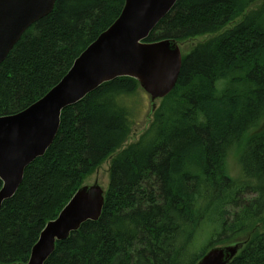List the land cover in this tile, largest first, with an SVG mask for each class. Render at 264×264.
Wrapping results in <instances>:
<instances>
[{"label": "trees", "instance_id": "trees-1", "mask_svg": "<svg viewBox=\"0 0 264 264\" xmlns=\"http://www.w3.org/2000/svg\"><path fill=\"white\" fill-rule=\"evenodd\" d=\"M124 2L56 0L0 64V117L57 85ZM200 36L209 39L182 54L176 86L135 139L143 92L134 79L104 83L62 110L53 143L0 208V264L27 263L46 224L107 161L99 219L56 242L44 264H196L238 242L228 264H264V0H177L144 42L181 47ZM236 148L238 180L226 173ZM206 224L214 236L197 256L191 247Z\"/></svg>", "mask_w": 264, "mask_h": 264}, {"label": "water", "instance_id": "water-1", "mask_svg": "<svg viewBox=\"0 0 264 264\" xmlns=\"http://www.w3.org/2000/svg\"><path fill=\"white\" fill-rule=\"evenodd\" d=\"M177 0H125L115 22L74 61L71 69L40 100L23 111L0 117V207L22 183L25 168L44 156L53 143L63 109L81 101L104 83L134 79L150 98L151 117L157 100L176 86L182 64L173 39L145 43ZM56 0H0V64L34 23L50 14ZM105 190L95 181L72 196L56 220L46 224L25 264H44L57 241L66 240L87 221H97ZM244 242L210 249L196 264H228Z\"/></svg>", "mask_w": 264, "mask_h": 264}, {"label": "rangeland", "instance_id": "rangeland-1", "mask_svg": "<svg viewBox=\"0 0 264 264\" xmlns=\"http://www.w3.org/2000/svg\"><path fill=\"white\" fill-rule=\"evenodd\" d=\"M255 4L251 10H255L257 7ZM259 6V5H258ZM241 18H238L230 26L237 24ZM209 39V36H200L193 40H190L181 46V52L183 55L187 54L196 44L203 42ZM143 92V91H142ZM143 106L141 108V116L134 121L133 132L130 138L135 139L137 134H139L143 129L147 127L151 121L152 116L150 117V98L145 92H143ZM160 104V100L156 101L157 107ZM239 148L233 149L226 160V173L227 175L234 179L238 180L240 178V165H239ZM97 182L99 186L106 190L108 186V162L103 163L96 171L91 174L87 179H85L83 185H93L94 182ZM213 229L211 225H204L196 236V239L191 247V253L195 255H200L204 252L208 242L213 238Z\"/></svg>", "mask_w": 264, "mask_h": 264}, {"label": "bare ground", "instance_id": "bare-ground-1", "mask_svg": "<svg viewBox=\"0 0 264 264\" xmlns=\"http://www.w3.org/2000/svg\"><path fill=\"white\" fill-rule=\"evenodd\" d=\"M161 20H162V19H161ZM159 22H160V21H159ZM123 148H124V147H123ZM107 162H108V161H107ZM26 168H27V167H26ZM26 168H25V169H26ZM23 176H24V175H23ZM22 180H23V179H22ZM79 189H80V188H79ZM79 189H78V190H79ZM78 190H77V191H78ZM77 191H76V192H77ZM16 192H17V191H16ZM76 192H75V193H76ZM14 195H15V194H14ZM14 195H13V196H14ZM13 196H12V197H13ZM12 197H11V198H12ZM11 198H10V199H11ZM8 200H9V199H8ZM5 201H7V200H5ZM5 201H3V202H5ZM2 204H3V203H2ZM2 204H1V206H2ZM0 208H1V207H0ZM62 210H63V209H62ZM42 231H43V230H42ZM42 231H41V233H42ZM41 233H40V234H41ZM72 233H73V232H72ZM69 236H70V235H69ZM39 237H40V236H39ZM68 238H69V237H68ZM63 241H64V240H63ZM57 242H60V241H57ZM36 243H37V242H36ZM55 244H56V243H55ZM33 247H34V246H33ZM54 249H55V248H54ZM211 249H212V248H211ZM208 251H209V250H208ZM208 251H207V252H208Z\"/></svg>", "mask_w": 264, "mask_h": 264}]
</instances>
